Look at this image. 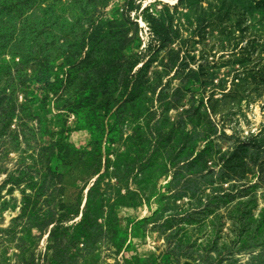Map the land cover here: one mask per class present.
I'll return each mask as SVG.
<instances>
[{
    "label": "rangeland",
    "instance_id": "rangeland-1",
    "mask_svg": "<svg viewBox=\"0 0 264 264\" xmlns=\"http://www.w3.org/2000/svg\"><path fill=\"white\" fill-rule=\"evenodd\" d=\"M0 264H264V0H0Z\"/></svg>",
    "mask_w": 264,
    "mask_h": 264
}]
</instances>
